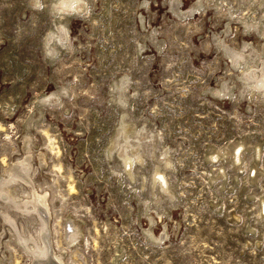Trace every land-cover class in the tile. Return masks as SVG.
Wrapping results in <instances>:
<instances>
[{
  "label": "rangeland",
  "instance_id": "374dc122",
  "mask_svg": "<svg viewBox=\"0 0 264 264\" xmlns=\"http://www.w3.org/2000/svg\"><path fill=\"white\" fill-rule=\"evenodd\" d=\"M63 1L0 0V178L29 158L50 249L64 264H264V91L242 76L264 67V0ZM224 44L256 55L237 68ZM126 136L143 137L129 166ZM10 231L0 216V264H30Z\"/></svg>",
  "mask_w": 264,
  "mask_h": 264
},
{
  "label": "bare ground",
  "instance_id": "6f19581e",
  "mask_svg": "<svg viewBox=\"0 0 264 264\" xmlns=\"http://www.w3.org/2000/svg\"><path fill=\"white\" fill-rule=\"evenodd\" d=\"M80 2L81 0H64L63 2H61L62 4L61 6L65 9H69L71 8L70 6L71 4H73V6L75 4L77 8L82 9L81 8L82 3ZM180 11L181 10L179 9H175L174 13L175 14L181 13ZM61 34L60 36H62ZM61 38L63 39V37ZM222 47H224L223 49L225 50V53L230 59L232 65H234L237 68L241 63L247 65V60L253 59V57H255L256 55L252 51L254 49L252 50L249 49V52H247L246 49L249 46L243 47L242 50H236L234 48L226 46L225 44ZM262 64L264 65V60H262ZM253 68L254 67H249L246 70H244L242 76H244V80L247 84L249 85L253 84L255 86L254 88H257L258 91H264V67H260L261 69L259 71L257 70L258 72L254 71ZM216 92L217 95L220 96H228L231 94V90L228 85H225L223 89H219V90L217 89ZM123 129L124 128H122L120 132L125 130ZM130 138L132 137L126 136L125 138L126 144L125 146L122 147L121 152L119 154V157L123 158L124 161L126 162L125 164L128 166L131 163L130 160L131 161L133 160L132 156H134L138 161L141 160V156L138 150L143 143L142 136L141 137L139 136L138 138L136 137L132 138L135 139L136 143L129 142L128 139ZM150 138L153 139L154 137L150 135V137H144L143 140H148ZM241 148L233 152L232 154V158H233L232 161H234L233 163L240 162L241 158L239 156V153L241 151ZM128 149H130L129 152H131V154L128 153ZM218 154L219 153H217V155ZM216 158H218V156H215V159ZM126 159H128L130 163L127 162ZM164 164L166 165V167H168L170 165V160L165 158ZM32 172L33 169L31 167V163H29V158L26 157V159L22 163H20L16 169L11 170V172L7 177L0 178V216L2 218V221L6 223L11 229L10 234L14 235L19 245L26 252L30 254V257L32 259L30 264H64L62 260V255L60 253L57 254L55 251H52L50 249L49 240L48 237L46 236V232H48L49 230L47 226L48 221L46 217L43 215L44 212L39 210V208L41 209L45 208L46 210L48 208V204L46 202L45 196L43 195L39 196V194H37L36 191L34 190L33 182H32ZM154 175L155 178L153 179V184H156L157 182L159 184L160 189H162L163 191H168V189L166 188V180L163 174L159 170H156ZM37 202H39L40 204L39 207L37 205ZM22 228L26 232L25 234L22 233ZM78 234H79L78 229L73 230L70 234L67 233L66 235L67 244H71L75 242Z\"/></svg>",
  "mask_w": 264,
  "mask_h": 264
}]
</instances>
